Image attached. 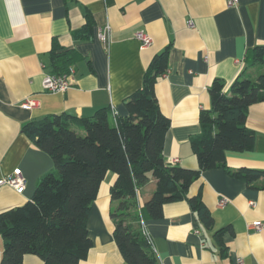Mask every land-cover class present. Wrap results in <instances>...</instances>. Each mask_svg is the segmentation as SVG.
<instances>
[{
	"label": "crops",
	"instance_id": "1",
	"mask_svg": "<svg viewBox=\"0 0 264 264\" xmlns=\"http://www.w3.org/2000/svg\"><path fill=\"white\" fill-rule=\"evenodd\" d=\"M93 20L92 37L75 40L72 33ZM193 22V27L187 21ZM108 24L109 40L97 38V28ZM143 30L151 43L140 47L135 32ZM53 39L78 57L69 73L65 92H47L42 79L50 73ZM264 44V0H0V177L18 168L25 186L21 192L0 186V212L24 204L39 179L53 169L51 157L37 148L21 131L23 123L54 114L91 117L102 107L127 114L124 100L142 85L143 73L153 55L169 45L168 69L157 78L155 96L161 112L169 118L163 157L168 164L197 168L190 138L200 132L199 114L211 107L209 88L221 79L224 92L237 77L245 75L249 48ZM32 95V110L20 102ZM246 126L255 133V146L243 152L227 151L230 169L264 170V102L249 107ZM172 159H176L173 162ZM115 174L108 171L87 217L91 247L79 264H128L113 239L109 186ZM229 175L223 168L201 172L189 194L201 197L213 217L206 229L187 200L163 205L159 218H142L160 264H264V185ZM155 188L151 179L137 189L138 205ZM228 202L219 206L218 199ZM259 220L261 231L249 225ZM223 234L226 254L221 255L214 233ZM3 244L0 238V259ZM240 258L242 263H238ZM23 264H42L40 257L25 254Z\"/></svg>",
	"mask_w": 264,
	"mask_h": 264
},
{
	"label": "trees",
	"instance_id": "2",
	"mask_svg": "<svg viewBox=\"0 0 264 264\" xmlns=\"http://www.w3.org/2000/svg\"><path fill=\"white\" fill-rule=\"evenodd\" d=\"M92 26V17L86 14L73 39L91 38ZM169 48L153 55L141 87L125 98L127 114L102 107L88 118L54 114L22 124V133L51 157L53 169L39 179L24 204L0 212V264H23L25 254L37 255L42 264H79L91 247L90 206L108 171L115 174L109 186L111 202H116L110 213L112 236L128 264H160L140 221L161 217L166 203L187 200L200 223L213 228L211 211L201 194H189L202 171L221 167L248 185L256 186L261 178L264 185V170L244 166L233 170L225 161L227 151H249L255 146V133L246 126V119L251 105L264 102V72L255 78L237 77L228 94L225 83L215 79L209 88L211 107L200 111V132L190 138L197 168L165 161L163 144L170 121L159 108L154 86L168 69ZM77 57L75 50L53 39L44 65L50 73L62 74ZM245 59L251 64L264 62V44L249 48ZM151 179L155 188L139 206L136 189ZM227 230L214 233L221 255L226 254L223 234Z\"/></svg>",
	"mask_w": 264,
	"mask_h": 264
},
{
	"label": "built area",
	"instance_id": "3",
	"mask_svg": "<svg viewBox=\"0 0 264 264\" xmlns=\"http://www.w3.org/2000/svg\"><path fill=\"white\" fill-rule=\"evenodd\" d=\"M239 2V0H226L227 5H236ZM187 25L189 27H193V22L191 20L187 21ZM109 34H110V27L108 24H105L103 26H99L97 28V38L103 43L107 44L109 40ZM135 38L140 42V47H145L151 43V38L149 35L143 31L139 30L135 32ZM45 67V65H42ZM71 68L68 72H64L62 74H52V73H46L42 79V87L47 92H65L71 85L69 80V73L71 72ZM165 73L162 74L165 75ZM37 99L32 96H26L23 98V100L20 102V106L23 109L26 110H32L37 106ZM173 162L176 161V159H172ZM8 184L10 187L14 188L15 191L21 192L23 187L25 186L24 178L21 176V172L18 168L14 169L13 172L10 175L0 177V186ZM228 202L227 197H220L218 199V205L223 206ZM141 226H142V232L145 235V237L150 241L152 244L151 238L148 235L147 231L144 228V222L143 219H141ZM254 231L258 232L261 231L263 228V223L259 220H256L252 222L249 225ZM153 248V245H152ZM154 250V248H153ZM238 263H242V260L240 258L237 259Z\"/></svg>",
	"mask_w": 264,
	"mask_h": 264
},
{
	"label": "rangeland",
	"instance_id": "4",
	"mask_svg": "<svg viewBox=\"0 0 264 264\" xmlns=\"http://www.w3.org/2000/svg\"><path fill=\"white\" fill-rule=\"evenodd\" d=\"M263 72H264V62L255 63L254 65L248 67L247 72L245 73V75L241 76V78L244 77L255 78L258 74H261ZM115 205L116 203L113 205V208L115 207Z\"/></svg>",
	"mask_w": 264,
	"mask_h": 264
}]
</instances>
